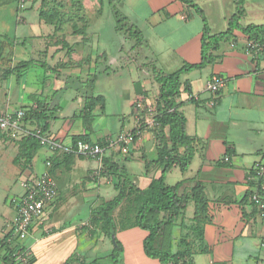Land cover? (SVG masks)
Returning <instances> with one entry per match:
<instances>
[{"label": "crops", "instance_id": "1", "mask_svg": "<svg viewBox=\"0 0 264 264\" xmlns=\"http://www.w3.org/2000/svg\"><path fill=\"white\" fill-rule=\"evenodd\" d=\"M193 1L202 9L212 34L225 32L229 20L238 9L237 0ZM105 5L112 7L110 12L113 15L115 6L131 25L142 32L144 41L139 49L143 53V63L129 60L122 65L115 64L121 57L120 53L117 56L115 49L111 50L115 43L104 40L100 31ZM98 6L94 21L88 13L92 23L87 30L101 33V38H97L95 43L102 49L99 51L102 55L97 56L95 62L98 57L107 60L104 61L106 66L101 65L98 69L93 65V86L80 92L75 85L82 81L84 75L87 77L91 69L66 68L62 72L55 68L54 52L48 54V62L41 63L40 66L46 70L36 82L29 84L27 79L33 78L31 73L39 62H33L20 79L15 73V85L12 87L15 107L9 103L4 107V112H11L19 109L29 111L41 106V110L49 116L45 135L62 145L57 152L42 146L31 165L20 172L22 188L23 182L42 175L47 170L46 163L50 161L49 171L58 188L57 199L32 223L28 237L20 242L27 255L25 264H81L83 261L75 258L74 253L86 255L90 252L87 245L92 243L91 239L76 232V227L83 223L80 217L73 215L63 221V217L52 215L44 220L47 212L56 204L60 192L70 188L73 190L78 187L75 184L100 175L99 161L79 156L69 149L80 141L74 142L73 139L87 135L91 142L107 145L109 137L142 128L137 133L138 138L135 140L134 137L127 155L111 147L106 149L104 160L119 164L136 186L147 188L162 172V166L156 163L159 141L153 121L159 86L152 69L156 67L164 72H174L184 64H198L201 61L204 22L195 9L182 0H114L113 6L106 0L103 7ZM243 9L244 15L240 21L243 26L264 23V0H244ZM38 18L39 25L46 26L48 33L53 35L58 26L41 20L39 11ZM21 19L24 25L27 24V19ZM67 19V23L59 25L71 27L73 22ZM114 29L116 32V18ZM19 31L20 26L15 37L22 42L27 38L20 36ZM235 36V41L220 45L214 64L181 77L183 84H189L191 93L184 92L183 85L177 102L181 105L179 111L186 118V133L195 141V154L187 171L173 168L167 174L165 183L170 187L181 183L180 195L191 194L196 186H201L204 191L207 209L201 215L204 218L199 226L201 229L197 230L195 224L197 208L192 198L186 205L183 224L179 222L175 226L192 242L193 264H264V196L261 194L259 201H256L258 179L253 172L254 164L264 156V47L249 53L246 36L240 32H235ZM65 54L67 56V52ZM20 58H24V54ZM53 68L61 73L60 78L51 73L50 69ZM214 76L227 80L226 87L218 93L210 92L207 88ZM40 79L41 84L36 87ZM71 81L76 84L69 85ZM69 89H76V94L68 97ZM90 98L97 101L91 112H84ZM72 105H76L74 113H67ZM128 118L131 123L127 126ZM4 135L7 138L13 136ZM229 149L233 151L232 155H228ZM40 156L42 168L37 171L36 163ZM103 182L101 178L99 185ZM87 188L92 187L89 185ZM22 194L23 188L15 198ZM83 198L78 199V207L85 202ZM13 199L10 203L14 209ZM6 233L3 231L2 236ZM146 235L138 228L118 233L124 245V264H159L144 253L143 240Z\"/></svg>", "mask_w": 264, "mask_h": 264}, {"label": "trees", "instance_id": "2", "mask_svg": "<svg viewBox=\"0 0 264 264\" xmlns=\"http://www.w3.org/2000/svg\"><path fill=\"white\" fill-rule=\"evenodd\" d=\"M19 2L20 0H0V10L14 3L17 4L16 12L18 13L21 9ZM109 2L113 6L114 0H109ZM182 2L194 8L204 22L201 39V61L198 64H184L174 72H164L156 67L152 69L154 80L159 86L153 121L156 138L159 141L156 163L162 166L160 176L154 178L147 188L141 189L131 181L127 172L119 164L112 163L107 159L103 160L102 170L110 171L117 175V184L115 185L117 195L111 200L103 201L99 205L92 207L91 220H97V222H101L104 225L105 235L112 243L113 249L108 255L95 259L92 264H104L103 262L107 260L111 264H124V245L119 240L118 233L129 228H138L147 233L143 240V249L147 258L156 260L159 264H193L192 242L186 236L182 237L179 250L172 252L173 231L179 222L183 224L184 211L191 198L195 201L197 208L195 224L198 226L197 230L201 229L199 226L204 222V218H201V215H204L207 209L204 191L201 186H196L192 189L191 194L180 195L181 183L172 187L165 183L167 174L173 168L178 167L182 172L187 171L195 154V141L186 133V118L184 113L179 111L181 105L177 102L182 93L183 85L184 92L191 93L189 84H183L181 77L189 72L202 70L208 65L214 64L217 60L215 53L220 49V45L225 42L235 41V32H240L246 36L248 42L264 47V23L261 25L243 26L240 21L244 15V0H237V13L229 20L227 30L219 34H212L202 9L193 0H182ZM113 10L116 18V31L118 33L125 32L136 40L138 46H141L144 41L142 32L131 25L115 6H113ZM56 14L53 10L51 12L45 9L39 11L40 19L48 23H53L52 19L55 18ZM22 21L21 18H18L19 23ZM4 39L8 46L13 47V36L7 32L4 35ZM6 44L0 42V63L4 64V67L8 65L4 57L7 48ZM32 63V61L24 62L13 70H6L3 75L7 79L17 73V77L20 79L22 77L21 74ZM50 71L58 78L61 77V73L58 70L53 68ZM96 101L97 99L90 98L84 112H87L86 110L91 112ZM40 107L36 110L26 111L25 121L28 119L36 121L45 134L48 131L46 121H48L49 116ZM141 129L139 127L132 131L135 140L138 138L137 133ZM77 140L91 142L87 135L73 139L74 142ZM41 147L40 140L36 136L30 135L23 138L19 142V154L15 158V162L24 161L26 166L29 167ZM227 153L232 155L233 151L229 149ZM254 177H256L255 174ZM257 185L259 189L257 193H264V190H261V182L259 180ZM126 202L130 203L129 210L134 214L132 220L131 216H127L128 214L121 218L115 215L116 211L120 210ZM1 245L4 250L3 264H25L17 261L18 254H24L25 257L27 255L25 249L21 248L20 243L17 244V240L13 239L11 231L3 236Z\"/></svg>", "mask_w": 264, "mask_h": 264}, {"label": "rangeland", "instance_id": "3", "mask_svg": "<svg viewBox=\"0 0 264 264\" xmlns=\"http://www.w3.org/2000/svg\"><path fill=\"white\" fill-rule=\"evenodd\" d=\"M104 2L106 3V0ZM105 3H103V0H20L19 4L21 9L18 13L16 12L17 4L14 3L0 10V42L6 44L4 35L7 32L9 35L14 37L13 47L6 44L7 48L4 57L6 58L8 65L4 67V64L2 65V63H0V114L5 111L4 107L8 106L7 103H9V105L11 104V107H15L13 104L15 94L12 92L14 91L12 87L15 85L16 75L13 74L11 77L5 79L3 74L6 70H13L24 62L31 60L32 62H39V66L34 69L35 71H33V73H31L33 78L29 77L27 79V83L31 84V81L36 82V80L44 74L46 68L40 65L43 62H48L46 59L47 56L54 52V56L56 57L54 61L57 64L55 68L61 70L62 72H64L66 68L69 70H78L79 68L87 67L92 71L93 65H95L96 69H98V67L100 68L101 65L106 66L104 64V61L107 60L106 58L102 59V57H98V61L95 62L96 57L102 55V53H99L102 49L98 47V43H95L97 38H101V33L104 40H110L115 43L114 48H111V50L115 49L117 56L120 53L121 57L116 60V65H122L124 61L128 62L129 60L132 63L137 64L144 62L142 50L139 49L140 46L137 45L136 40L131 38L125 32H115V17L110 12L112 7L109 5L104 6ZM98 4L105 7V13L102 20L103 25H101L100 30L101 33L100 31L96 32L93 29L90 31L87 30L88 26L92 23L89 18L90 16L92 19L95 17L94 12L97 7H99ZM41 9H45L48 12L53 10L57 13L55 18L52 19V22L58 26L57 30L53 32V35L48 33L49 31L46 26L39 25L38 11ZM18 18L27 19V24L24 25L23 22L19 23ZM67 18L70 19L69 21L73 22L71 27H67L65 24L59 25L60 23H67ZM94 20L95 18L93 21ZM18 26H20L19 35L27 38L22 42H19L15 37V35H17ZM96 26L97 24L94 25L95 28ZM50 42H53L54 45H45ZM111 44L112 43H110V47H112ZM107 49L110 50L109 46ZM66 52L67 56L65 54ZM18 54L21 55H19L20 57H23L24 54V58H20ZM109 54L112 55V52H109ZM16 57V60H20L16 61ZM36 59H39V61ZM67 60L69 61L67 62ZM115 64L114 68H116ZM27 69L24 71L26 72ZM93 75H95L94 71H92L87 77L84 75L79 84H76L75 81H71L69 85L76 84L75 86L79 88L78 90H80V92H84L93 86ZM40 82L41 79L38 83H36V87L40 86ZM23 85L24 84H22L21 87H23ZM76 92V89H69L67 96H73ZM75 106L76 105H72L71 108L69 106L68 109L70 110H67V113H74L76 108ZM25 109H28V107H25ZM114 120L118 122V119L114 118ZM129 123H131L130 118H128L127 126ZM21 129L20 133H17L15 136H10L9 138H7V135H4L0 130V264L4 263V250L1 245L3 231L9 232L12 229L11 223L15 221L17 216L16 210L11 208L10 201L22 192V176H20V172L21 169L23 170L24 167H26V163L24 161H20L19 163L15 162V158L19 154V142L27 136H36V133L39 130H42L36 121H30L29 119L23 121ZM118 134L113 137H109V140L116 138ZM131 146L129 147V151ZM40 159L41 156L38 158V162L36 163L37 171L42 168ZM101 178H103L104 182L99 185ZM116 184V174L110 171L101 170L99 176H96L95 178L92 177L91 179L86 178L82 181V183L75 184L78 186L77 188L73 190L70 188L69 190L60 192V196L56 201V204L53 206L54 210H52V208L44 217L45 220L52 215H56L63 217V221L66 220V217L73 215H77L81 218L83 223L76 227V232L85 238L91 239L92 243L87 245V248H90V252H87L86 255H77L74 253V256L75 258H80L85 264H92L96 257L102 258L108 255L111 252L110 250L113 249L111 242L105 235L104 225L101 222H97V220H91L90 210L92 207L99 205L103 201L114 198L117 195V191L115 189ZM89 185L92 187L91 189L87 188ZM100 187L102 189L98 190ZM92 194L94 195L92 196ZM83 196H86L85 199ZM82 198L85 202H83L82 207H78V199ZM58 206L61 207L58 208ZM129 208L130 203L126 202L120 210L116 211V217L121 218L122 216H126L128 214L127 216H131L132 220L134 214L131 210H129ZM56 209L58 211H56ZM130 229L133 228H129L127 230ZM183 235L184 234L178 229V227H175L173 231L172 252H177L179 250V244L182 237H184ZM92 249H94L93 252ZM103 263L111 264L108 260Z\"/></svg>", "mask_w": 264, "mask_h": 264}, {"label": "built area", "instance_id": "4", "mask_svg": "<svg viewBox=\"0 0 264 264\" xmlns=\"http://www.w3.org/2000/svg\"><path fill=\"white\" fill-rule=\"evenodd\" d=\"M261 46L253 42H248L247 51H258ZM227 84V80L220 76H214L208 82V90L213 93L222 91ZM26 111L19 109L11 112H3L0 114V130L4 134L15 136L21 132L22 123L25 120ZM36 137L40 140L43 147L48 148L52 152H57L62 148V145L50 137L46 136L42 130L36 133ZM134 142V134L120 133L116 138L108 140L107 145H102L98 142L78 141L69 149L76 152L79 156L95 159L100 163V171L103 167V160L107 148H118L120 153L127 155L129 147ZM47 170L39 177L30 178L23 182V194L12 200L14 209L16 210V219L12 224L13 239L17 243L24 241L28 235L32 223L38 219L46 207L53 203L58 197V188L53 176L50 174L51 162L46 163ZM253 172L256 178L261 182V190H264V156L258 160L253 166ZM261 193H256L255 199L259 201ZM264 196V193H262ZM17 261L27 262L24 254L17 255Z\"/></svg>", "mask_w": 264, "mask_h": 264}]
</instances>
